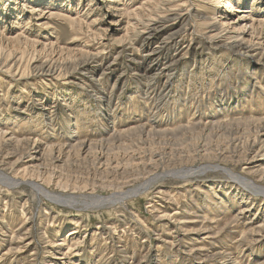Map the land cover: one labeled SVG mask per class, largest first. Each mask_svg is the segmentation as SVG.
<instances>
[{"label":"rangeland","instance_id":"rangeland-1","mask_svg":"<svg viewBox=\"0 0 264 264\" xmlns=\"http://www.w3.org/2000/svg\"><path fill=\"white\" fill-rule=\"evenodd\" d=\"M263 168L264 0H0V264H264Z\"/></svg>","mask_w":264,"mask_h":264},{"label":"bare ground","instance_id":"bare-ground-1","mask_svg":"<svg viewBox=\"0 0 264 264\" xmlns=\"http://www.w3.org/2000/svg\"><path fill=\"white\" fill-rule=\"evenodd\" d=\"M226 2H228V1H226ZM228 6H230V5H228ZM233 11H239V12H242V10H240V9H233ZM50 14H52V13H50ZM49 14V15H50ZM53 15V14H52ZM58 16H62L63 17V14H59ZM48 17H50V16H48ZM62 17H61V19H62ZM70 17V16H69ZM68 17H66L65 18V20L67 19ZM72 18V17H71ZM70 18V19H71ZM69 19V18H68ZM66 21H68V20H66ZM163 21V20H162ZM169 21V20H168ZM78 23V22H77ZM70 24V23H69ZM71 24H73V23H71ZM71 24H70V26H71ZM241 25V27H239L238 28V30L237 31H240L241 29H243V28H245L246 27V23H241V24H239V26ZM150 26V25H149ZM250 27L252 26V23L249 25ZM72 27H73V25H72ZM151 27V26H150ZM154 27H157V26H154ZM154 27H152V30L154 29L155 30V28ZM159 27V26H158ZM148 28V27H147ZM162 28V27H161ZM145 30V29H144ZM216 30V29H215ZM161 31V30H160ZM213 32V31H212ZM148 33V32H147ZM152 33V32H151ZM216 35V34H215ZM161 37H163V36H161ZM174 37V36H173ZM146 39V38H145ZM164 38H162V40H163ZM160 40V39H159ZM166 40V39H165ZM170 40V39H169ZM147 41V40H146ZM161 41V40H160ZM157 44V45H156ZM155 45L156 46H154V47H152L151 48V51L149 52V54H151V53H155L154 51H159L158 49H161V47L162 46H160V43L158 42V43H156ZM162 45H164V43L162 44ZM239 45V44H238ZM88 58H86V60H87ZM155 59L157 60V57H155ZM91 60V59H90ZM97 60V59H96ZM134 60V59H133ZM92 61V60H91ZM95 61V60H94ZM152 61H155V60H152ZM89 62V61H88ZM168 63V62H167ZM80 64V68L81 69H84L89 63H87V62H83V61H81V63H79ZM94 64V63H93ZM164 67H168V66H166V64L164 63ZM50 67V66H49ZM51 68V67H50ZM158 69V68H157ZM51 70V69H50ZM48 71V70H47ZM157 71V70H156ZM49 72V71H48ZM86 72V71H85ZM145 72V71H144ZM144 72H142V73H144ZM154 73H155V71H153ZM137 73V72H136ZM142 76H143V74H141ZM141 75H140V77H141ZM149 75H152V74H149ZM146 77V76H145ZM102 77L101 76H99V77H97V81H99L100 79H101ZM149 79H151V76H150V78ZM129 116V115H128ZM113 118H115V117H113ZM148 119H143V120H138V124H137V127H138V129L139 130H143L144 129V126L147 124V121ZM115 121V120H114ZM119 121V120H118ZM147 121V122H146ZM52 121H50L49 122V125H52L53 126V124L51 123ZM115 124H117L116 122H115ZM149 127V126H148ZM38 128H42V124L41 125H39V127ZM44 128V127H43ZM42 128V129H43ZM8 129H11V136H14V138H17V140H20V138L18 137V135H22V134H24V131H23V129H19V128H13V127H8ZM172 129V128H171ZM118 129L116 128V127H113L112 128V132H110V134H109V136H110V138H115V137H119L121 134H123V132H125L126 131V129L125 130H123V131H117ZM130 130L132 131V129L130 128ZM152 130V129H151ZM6 131H7V129H6ZM43 133V132H42ZM127 133V132H126ZM164 133H166V132H164ZM50 135H52V134H50ZM108 136V135H107ZM45 137H48L47 135H45ZM77 137V136H76ZM104 137V136H103ZM106 138V137H105ZM125 138V137H124ZM37 139V138H36ZM81 139V138H80ZM84 139V138H83ZM82 139V140H83ZM75 140H77V139H75ZM79 140V139H78ZM64 141V140H63ZM66 142V141H65ZM65 142H62V143H59L57 146H63V145H65L66 143ZM81 144H84L85 142L84 141H82V142H80ZM41 144V143H40ZM69 144V143H68ZM37 147V146H36ZM48 150H52V146H49V145H47V147H46ZM36 149V148H35ZM46 152H47V150H46ZM49 152V151H48ZM32 158V157H31ZM264 169V168H263ZM6 175V174H5ZM5 175H2V176H5ZM240 180L242 181V182H247V185L248 186H251L253 189H255V190H257V191H259V192H261L262 194H264V188L263 187H261V186H257V185H255L254 183H252L251 181H249L248 179H245L244 177H240ZM34 187H36L35 185H33ZM40 190V189H39ZM40 191H42V190H40ZM241 210V209H240ZM190 213V212H189ZM239 213V212H238ZM243 212H240L239 214H242ZM198 217V216H197ZM237 218V219H236ZM236 218H234L233 220L234 221H236V222H239L240 221V219H239V217H236ZM162 219H165V217L164 218H162ZM194 219V218H193ZM209 219V218H208ZM207 219V220H208ZM214 219V218H213ZM192 220V219H191ZM190 220V221H191ZM212 220V219H211ZM191 223V222H190ZM209 223V222H208ZM241 225V224H240ZM204 226V225H203ZM238 226V225H237ZM252 227H249L248 228V230L251 232V234L253 233V232H256L257 234H259V235H262L263 233H264V221L263 222H261L260 224H258V225H256V226H253V225H251ZM206 227V226H205ZM204 227V228H205ZM211 227V226H210ZM243 227V226H242ZM206 229V228H205ZM227 229V228H226ZM244 229V228H243ZM110 231V230H109ZM228 231V230H227ZM14 233V232H13ZM221 233V232H220ZM237 233V232H236ZM260 233H262V234H260ZM256 234V235H257ZM18 235V234H17ZM234 235V234H233ZM253 235H255V234H253ZM211 236V235H210ZM204 237H206V236H204ZM234 237H230L229 239H233ZM246 238V237H245ZM244 238V239H245ZM248 238V237H247ZM15 239H16V237H15ZM10 240H12V239H10ZM20 240V239H19ZM18 240V241H19ZM249 240V239H248ZM222 241H224V240H222ZM16 242V241H15ZM227 242V241H226ZM235 242V241H234ZM204 243V242H203ZM207 243V242H206ZM229 243V242H228ZM236 243H237V241H236ZM236 247V246H235ZM11 248H8L7 250H10ZM234 261V260H233ZM261 264H263V263H261Z\"/></svg>","mask_w":264,"mask_h":264}]
</instances>
